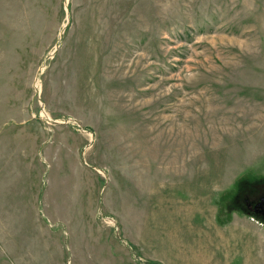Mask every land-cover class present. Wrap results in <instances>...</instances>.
Here are the masks:
<instances>
[{
    "label": "rangeland",
    "instance_id": "1",
    "mask_svg": "<svg viewBox=\"0 0 264 264\" xmlns=\"http://www.w3.org/2000/svg\"><path fill=\"white\" fill-rule=\"evenodd\" d=\"M263 195L264 0H0V264H264Z\"/></svg>",
    "mask_w": 264,
    "mask_h": 264
},
{
    "label": "water",
    "instance_id": "2",
    "mask_svg": "<svg viewBox=\"0 0 264 264\" xmlns=\"http://www.w3.org/2000/svg\"><path fill=\"white\" fill-rule=\"evenodd\" d=\"M245 200V199H244ZM247 200H249L250 201V203L252 202L251 201V199H246V201ZM264 204V195L263 196H260L259 198H258V200L257 201H255L254 203H253V206L254 207H262V205Z\"/></svg>",
    "mask_w": 264,
    "mask_h": 264
},
{
    "label": "flooded vegetation",
    "instance_id": "3",
    "mask_svg": "<svg viewBox=\"0 0 264 264\" xmlns=\"http://www.w3.org/2000/svg\"><path fill=\"white\" fill-rule=\"evenodd\" d=\"M251 205V204H250ZM250 205H248V209L249 210H252V212L253 211H255V212H258V213H263L264 214V207H262V208H260V207H254V206H250Z\"/></svg>",
    "mask_w": 264,
    "mask_h": 264
}]
</instances>
